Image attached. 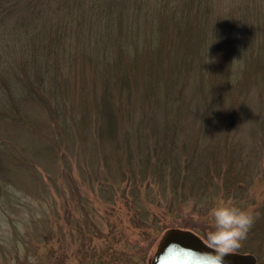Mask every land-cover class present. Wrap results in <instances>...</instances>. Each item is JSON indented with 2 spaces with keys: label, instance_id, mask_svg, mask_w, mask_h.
<instances>
[{
  "label": "trees",
  "instance_id": "16d2710c",
  "mask_svg": "<svg viewBox=\"0 0 264 264\" xmlns=\"http://www.w3.org/2000/svg\"><path fill=\"white\" fill-rule=\"evenodd\" d=\"M143 53L154 57L153 69L159 72L158 61L172 57L178 73L149 76L145 98L129 106L139 87L129 65L142 69L137 64L143 62ZM86 63L101 80L94 101L99 140L90 155L123 151L119 132L128 141V158L142 153L140 177L130 173L129 187L121 188V195L130 221L144 235L153 226L163 227L160 212L208 213L218 201L264 185V87L258 96L251 93L264 77V0H0V120L18 127L29 121L22 107L32 99L61 122L58 133L63 140L68 110L73 109L65 100L66 86L81 80L78 71L82 73ZM195 65L199 73L190 89L188 76L180 74ZM81 104L78 128L84 130L89 104L86 99ZM137 107L143 130L133 122L130 129L119 131L118 122L131 118ZM189 122L199 123L192 137L183 136ZM131 138L138 142L130 144ZM5 146L0 139L1 209L12 208L20 198L9 186L15 179L1 158ZM46 148L60 157L54 143ZM109 164L104 162L107 175L112 171ZM261 193L260 201L254 195L250 201L256 209L264 207V189ZM185 223L180 226L195 230Z\"/></svg>",
  "mask_w": 264,
  "mask_h": 264
},
{
  "label": "rangeland",
  "instance_id": "374dc122",
  "mask_svg": "<svg viewBox=\"0 0 264 264\" xmlns=\"http://www.w3.org/2000/svg\"><path fill=\"white\" fill-rule=\"evenodd\" d=\"M171 58L165 56L158 61L161 73H178ZM153 59L154 57L143 53V62L137 64L143 66L142 69L135 71V65H129L132 80L139 85L128 102L129 106L136 98L143 95L145 98L149 76H161L159 70L153 69ZM74 67L79 70L77 66ZM215 67L217 70L218 65ZM96 72L86 63L84 71H78L77 77L81 74V80L77 78L67 83L68 97L65 100L73 109L68 110V135L63 140H59L61 135L58 133L61 122L41 104L34 100L32 102V99L24 101L22 107L31 117L27 116L30 122L25 121L18 127V124L0 120V139L6 143L1 158L10 166L9 171L15 179V183L9 186L20 197L8 209H1L3 201H0V264H149L165 230L173 226L181 227L185 222L195 230L187 227L188 229L207 242L209 212L189 210L178 216H165L160 212L159 223L163 227L153 226L149 235H144L143 229L130 221L132 215L121 195V188L129 187L130 173L140 177L139 157L142 153H134L128 158L124 149L128 141L119 132L118 145L123 151L116 155L114 153L113 156L107 155V152H94L90 155L99 140L95 135L98 117L94 101L98 100L101 93V80ZM198 73V66L195 65L181 73L180 78L188 76L187 86L193 89ZM259 82H255L251 89V93L257 96L264 87V77ZM186 93L189 96L190 91L187 90ZM220 94L221 100L223 92ZM159 98H162L160 93ZM83 99L89 104V115L88 124L81 130L78 128L80 124L77 115ZM114 103L118 105L119 100ZM192 106L197 108L195 104ZM139 111L141 110L137 107L129 113L131 118L124 117L123 121H119V131L130 129L133 122L139 123L143 130ZM153 122L146 121L145 129L150 130ZM29 123L33 125L32 130L28 129ZM198 124L192 126L191 122L187 123L183 136L192 137L194 126L198 127ZM63 129L64 126L61 127V132ZM135 138L138 139V136ZM137 142L134 138L129 141L132 145ZM48 143L59 147L60 159L47 151ZM102 145L105 150L110 147L105 139ZM105 161L112 167L110 175L106 173ZM248 168L251 170V165ZM120 171L123 172L122 175ZM263 187L264 185L260 186L259 190H253L248 195L243 193L240 197L226 200L241 207H251L259 213L246 238L233 250L254 254L257 264H264V207L256 209L250 201L253 195L260 201ZM153 188L158 189L156 186ZM143 195L142 189L141 200L144 199Z\"/></svg>",
  "mask_w": 264,
  "mask_h": 264
},
{
  "label": "water",
  "instance_id": "95a60500",
  "mask_svg": "<svg viewBox=\"0 0 264 264\" xmlns=\"http://www.w3.org/2000/svg\"><path fill=\"white\" fill-rule=\"evenodd\" d=\"M214 249L194 231L171 227L166 230L150 264H218L209 255ZM250 252L231 251L223 257V264H256Z\"/></svg>",
  "mask_w": 264,
  "mask_h": 264
},
{
  "label": "clouds",
  "instance_id": "9594fccd",
  "mask_svg": "<svg viewBox=\"0 0 264 264\" xmlns=\"http://www.w3.org/2000/svg\"><path fill=\"white\" fill-rule=\"evenodd\" d=\"M258 215L251 207H241L226 200L218 201L209 212L210 227L206 240L214 252L208 258L223 264L225 254L240 246Z\"/></svg>",
  "mask_w": 264,
  "mask_h": 264
}]
</instances>
